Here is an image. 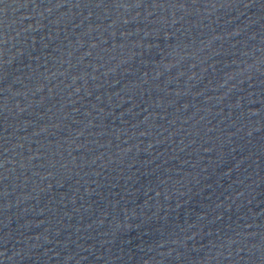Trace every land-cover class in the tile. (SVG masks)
<instances>
[{
  "label": "water",
  "instance_id": "1",
  "mask_svg": "<svg viewBox=\"0 0 264 264\" xmlns=\"http://www.w3.org/2000/svg\"><path fill=\"white\" fill-rule=\"evenodd\" d=\"M0 264H264V0H0Z\"/></svg>",
  "mask_w": 264,
  "mask_h": 264
}]
</instances>
